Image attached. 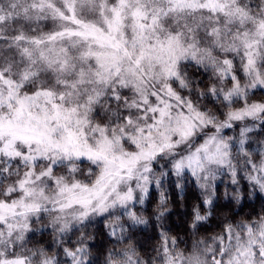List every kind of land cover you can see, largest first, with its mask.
Listing matches in <instances>:
<instances>
[{"label": "snow or ice", "instance_id": "6c2138e0", "mask_svg": "<svg viewBox=\"0 0 264 264\" xmlns=\"http://www.w3.org/2000/svg\"><path fill=\"white\" fill-rule=\"evenodd\" d=\"M253 199L264 0H0V264H264Z\"/></svg>", "mask_w": 264, "mask_h": 264}, {"label": "trees", "instance_id": "16d2710c", "mask_svg": "<svg viewBox=\"0 0 264 264\" xmlns=\"http://www.w3.org/2000/svg\"><path fill=\"white\" fill-rule=\"evenodd\" d=\"M220 191H221V193H223V191H224L223 185H221ZM262 202H264V201L253 199L249 202V204L255 205L256 209L259 210V206ZM230 207L232 209H234L236 206L233 204ZM250 210H251L250 207H245L243 209V211L241 212V215H244L245 213L249 212ZM226 211H228V209H226ZM237 218H239V217H237ZM214 223H215V221H213V226H214ZM171 224L173 226L174 232H177L181 235L183 234V228L180 227L181 218L178 215H176V214L172 215ZM155 235H156V233L154 232L153 228L151 226H149L143 233L138 232L137 235L134 237V239L140 245H143L144 248H150L151 246H153L157 243L156 239L154 238ZM98 239H100V238H98ZM93 252L95 253V249L93 250Z\"/></svg>", "mask_w": 264, "mask_h": 264}]
</instances>
